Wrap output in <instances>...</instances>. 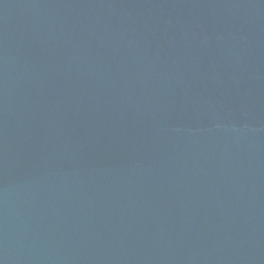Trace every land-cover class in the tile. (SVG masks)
Segmentation results:
<instances>
[{
    "label": "water",
    "instance_id": "95a60500",
    "mask_svg": "<svg viewBox=\"0 0 264 264\" xmlns=\"http://www.w3.org/2000/svg\"><path fill=\"white\" fill-rule=\"evenodd\" d=\"M0 264H264V0H0Z\"/></svg>",
    "mask_w": 264,
    "mask_h": 264
}]
</instances>
